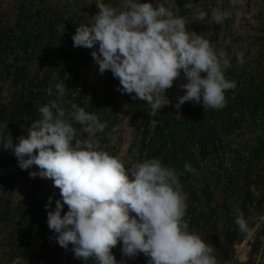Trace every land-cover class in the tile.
Returning <instances> with one entry per match:
<instances>
[{
    "label": "rangeland",
    "instance_id": "374dc122",
    "mask_svg": "<svg viewBox=\"0 0 264 264\" xmlns=\"http://www.w3.org/2000/svg\"><path fill=\"white\" fill-rule=\"evenodd\" d=\"M141 2L155 4L157 0ZM185 2L176 0L174 13L186 19L189 30L204 35L230 59L232 66L225 75L236 82V88L225 93V108L205 110L202 104L186 102L176 110L177 98L184 94L180 85L186 82L181 73L166 93L172 104L150 116V106L144 101H133L117 90L119 80L111 71L99 73L91 55L98 45L85 53L76 81L72 65L78 47L73 46L72 36L79 25L92 24L99 11L96 0H0V132L17 143L38 119L37 108L55 98L56 83L64 81L68 94L77 95L83 87L84 104L107 123L103 133L92 137L104 150L119 156L126 167L160 158L176 169L189 197L185 217L189 230L214 247L217 264H264V227L249 239L235 223L237 207L249 227L258 215H264V59L259 57L264 51V0H243L237 5L243 15H232L220 25L207 19L195 21L196 10L184 8ZM192 2L209 13L212 8L230 9L229 0ZM104 3L123 7L127 0ZM25 28L40 30L26 52L19 41ZM210 130L221 160L215 163L209 154L198 160L195 171L185 173L178 165L184 147L170 143L186 136V149L197 153L192 138L197 136L196 140L202 131L207 138ZM164 140L167 145L162 144ZM258 143L263 149L254 155ZM172 149L178 150V156L163 160ZM34 170L35 166L21 170L18 159L0 149V264H96L94 258H75L71 245L66 251L56 242L47 225V212L62 199L60 190L51 180L30 178L29 171ZM49 197L52 202L45 209ZM67 211L65 205L61 214ZM121 249L122 242L112 249L117 264L122 260L146 264L143 255L130 259L122 256Z\"/></svg>",
    "mask_w": 264,
    "mask_h": 264
},
{
    "label": "clouds",
    "instance_id": "9594fccd",
    "mask_svg": "<svg viewBox=\"0 0 264 264\" xmlns=\"http://www.w3.org/2000/svg\"><path fill=\"white\" fill-rule=\"evenodd\" d=\"M175 2L127 0L116 7L96 0L98 14L91 25L76 28L73 46L98 45L91 55L99 73L111 71L119 80L117 90L133 101H144L150 116L172 104L166 93L181 73L186 82L180 85L184 94L177 98L176 110L186 102L202 104L205 110L223 109L225 93L236 88V82L225 75L232 66L228 54L189 30L186 19L172 10ZM229 4L230 9L212 8L210 13L192 0L183 7L196 10L195 21L207 19L220 25L232 15H243L237 8L243 0H229ZM55 90V98L37 108L38 119L17 143L0 132V149L13 154L21 170L35 166L30 178L51 180L60 190L62 199L47 212V225L58 245L66 251L71 245L75 258H94L96 264H117L112 249L118 242H122V256L143 255L146 264H217L214 247L189 230L185 219L189 197L176 169L160 158L126 167L119 156L92 138L103 133L107 123L66 99L69 90L64 81L56 83ZM176 116L182 118L179 112ZM184 170L195 171L187 163ZM51 202L49 197L45 209ZM65 205L68 211L62 215ZM235 223L251 239L264 227V215L249 227L237 207Z\"/></svg>",
    "mask_w": 264,
    "mask_h": 264
},
{
    "label": "trees",
    "instance_id": "16d2710c",
    "mask_svg": "<svg viewBox=\"0 0 264 264\" xmlns=\"http://www.w3.org/2000/svg\"><path fill=\"white\" fill-rule=\"evenodd\" d=\"M38 33H40V30H37V32H33L31 31L29 28H25L22 30V34L20 35V43H21V47L23 49L24 52H26L28 50L29 45L32 44L33 40L35 39V35H37ZM11 37L7 36V40H10ZM88 52V49L83 48V47H79L77 52H76V58L75 61L72 65V75L75 78L76 81H79V72H80V68L82 66V60L84 58L85 53ZM260 59H264V51L261 55H259ZM22 69L25 70V64L22 65ZM83 98H84V94H83V87L79 88V91L77 93V95L75 94H67L66 95V99L78 104L80 107H84L85 110L87 112H91V108H88L84 102H83ZM54 99V98H53ZM188 135V134H186ZM199 135V134H198ZM192 135L189 136V138ZM197 136H194V138H192V141L194 142V146L197 145L198 146V152H189L186 148H187V143H185L186 139H188L186 136L179 142L177 141H173L172 145L173 147H177L181 145V148L184 147V149L182 150V156L180 157V161H179V167H181L182 171H184L185 173L189 174V171H185L184 170V165L187 163L189 165H191L192 168H195V166H197V162L200 159H205L207 155L209 154H213V161L218 162L220 159L219 157V153L217 152V148H216V143L213 142L214 139V131L212 132V130H210V134L209 136H207V138H205V134L204 131H202L199 135V137L194 140ZM185 141V142H184ZM167 143L166 140L163 141V145H165ZM167 145V144H166ZM163 147V146H161ZM263 149V146L261 143H258V146L254 152L255 154H260L261 151ZM210 151V152H208ZM178 150L176 149H172L171 150V154H165L163 157V160L168 161V160H173V158H176V156H178ZM196 155V156H195ZM170 158V159H168Z\"/></svg>",
    "mask_w": 264,
    "mask_h": 264
}]
</instances>
